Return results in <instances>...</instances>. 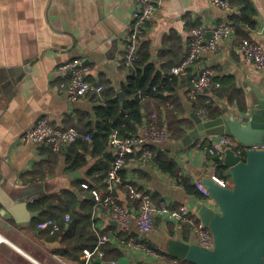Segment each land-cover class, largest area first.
Listing matches in <instances>:
<instances>
[{
    "label": "crops",
    "instance_id": "0c3cea01",
    "mask_svg": "<svg viewBox=\"0 0 264 264\" xmlns=\"http://www.w3.org/2000/svg\"><path fill=\"white\" fill-rule=\"evenodd\" d=\"M250 1L256 10L255 26L245 27L235 38L221 41L216 51L202 54L197 61L198 71L212 68L215 80L231 78L246 94L248 112L241 113L222 99L216 102L221 110L217 118L249 115L258 101L252 87L264 93V69H256L239 51L242 38L264 48V0ZM135 9L133 0H0V264H111L113 261L117 264H175L168 258L160 260L138 250L131 242L159 252H168L171 239L194 243L191 231H186L187 225L180 226L161 214L162 205L177 211L195 198L216 206L215 202L189 196L176 179L162 172L152 161L138 160L128 163L123 176L152 195L157 232L140 233L136 221L139 202L132 200L122 187L116 188L112 195L130 213L129 227L124 228L114 220L106 203H98L92 213L94 239L98 242L107 234L109 239L105 246L121 251L122 258L109 262L94 256L87 260L84 250L92 246L89 242L92 236L86 234L68 246L59 233L51 235L38 228V220L49 215L47 207H39L42 199L68 197L64 195L67 192L86 200L89 188L98 190L103 198L108 196L107 187L102 189L98 176H91L90 172L106 165L108 156L114 159L115 150L109 145L104 155H95L92 148L85 150L76 142L60 152L53 173L34 181V175L40 173L36 172L37 167L51 163L55 152L48 145L23 142L21 137L41 118L49 119L58 129L74 127L86 131L89 122L95 123L94 109L102 105L104 99L91 94L71 102L59 90L60 83L69 78L60 71V66L82 59L89 68L91 81L117 95L122 92L128 77L124 60ZM239 12L234 7L219 9L211 0H162L153 20L145 27L140 45H147L152 61L161 69L164 64L186 58L193 29L203 28L208 34L219 23L233 22V16ZM187 82V79L180 81L183 87L178 92L184 107L181 118L189 126L184 128V139L197 126L193 115L200 116L190 99ZM161 124L168 132L164 119ZM145 127L146 123L140 133ZM221 136L207 135L188 146L183 143L184 139L176 142L168 138L158 148L174 158L182 176L195 185L204 177L221 180L216 157L223 161L224 147L220 154L210 153ZM78 154L85 162L72 169L67 156Z\"/></svg>",
    "mask_w": 264,
    "mask_h": 264
},
{
    "label": "built area",
    "instance_id": "2783aa9c",
    "mask_svg": "<svg viewBox=\"0 0 264 264\" xmlns=\"http://www.w3.org/2000/svg\"><path fill=\"white\" fill-rule=\"evenodd\" d=\"M136 9L133 13V24L128 36V45L125 54V65L133 66L138 60V52L141 44V38L146 25L151 22L161 4L162 0H133ZM212 4L222 10L231 8L230 0H211ZM240 12L238 13V15ZM237 36V24L235 22L219 23L213 30L212 36L207 38V31L203 28H195L191 32L190 48L186 58L171 70V76L187 79L189 81L190 99L195 101L200 96L205 95L212 89H218L219 83L215 81V71L212 68H206L198 71L197 61L199 57L208 52L218 49L219 43L226 39H233ZM239 51L247 62L254 64L256 69L262 71L264 69V48L248 39L244 38L239 43ZM60 71L66 76L59 85V90L66 95L71 102H76L80 98L87 95H100L104 91V86L91 81L88 78L89 68L84 64L82 59H74L63 63ZM210 103V101H208ZM169 138L168 132L160 124L156 114L151 115L146 122L145 131L129 138H120L117 133L112 134L110 145L115 150V159L109 176L105 182L108 196L103 198L98 190L93 195L98 203H106L110 205L114 220L124 228L130 226V213L122 207L116 199L113 198V192L116 188L122 187L126 189L132 200L139 202V211L136 216L138 229L142 234L157 232L156 225V206L153 202L152 195L135 187L131 182L124 178L122 172L130 162L138 160L151 161L153 159L152 146H160ZM21 140L23 142H31L36 145H48L54 152H62L67 146L74 144L80 140L91 141L90 136L83 134L79 129L71 127L67 129L55 128L49 119L41 118L35 125L26 130ZM223 147L236 151L238 155H243L246 148L242 146L236 139L231 136L223 135L215 142L211 149V154H220ZM255 149L264 147L254 146ZM216 178V177H215ZM219 182L223 186L231 187L232 184ZM197 190L202 194L204 200L213 201L210 193L204 188L201 182L195 184ZM161 214L169 221L176 222L180 226L189 225V230L194 238V243L199 244L203 248L214 249V237L210 230L205 228L201 222H197V216L187 207L182 206L177 211H171L168 205L163 204L160 209ZM70 216L65 217V223H70ZM41 230H47L51 235H55L61 231V225L56 220H46L38 224ZM108 235L101 236L94 249H85L84 255L87 260L94 256L101 260L105 259L103 248L108 242ZM138 250H142L157 259H167L166 254L158 253L151 249L143 248L138 244L131 242ZM180 260H175V264H179ZM111 264H117L111 262Z\"/></svg>",
    "mask_w": 264,
    "mask_h": 264
},
{
    "label": "trees",
    "instance_id": "16d2710c",
    "mask_svg": "<svg viewBox=\"0 0 264 264\" xmlns=\"http://www.w3.org/2000/svg\"><path fill=\"white\" fill-rule=\"evenodd\" d=\"M230 4L231 7L240 11L239 15L233 16V22L237 24V34L243 32V28L245 27L252 28L255 26L256 10L250 0H231ZM138 55V60L133 66H126L128 77L122 86V93L124 94L123 105H121V100L115 92L104 87V91L100 94L101 97H99L104 99V102L94 109L95 123L89 122L86 131L80 130L91 138L89 142L78 141L81 148L85 150L92 148L95 155L102 156L110 145L112 134L117 133L120 138L135 136L140 133L141 128L153 114L157 115L160 124L163 119L166 121L170 140L181 142L186 136L184 128L189 126L186 120L181 118L184 114V107L178 96V92L183 87V84H180L181 79L179 77L172 78L171 76V70L181 64L182 60L180 62L164 64L161 69H158L157 64L152 61L147 45H140ZM215 81L220 84L218 89H212L193 101L195 112L200 117L208 120L219 117L221 110L219 107H216V102L222 99H226L228 103L236 106L241 113L248 112L246 94L235 86L231 78L216 79ZM96 98L98 99V97ZM151 148L153 151V159L151 161L162 172L176 179L184 187L189 196L204 199L196 186L192 184V181L182 176L181 168L174 158L167 152L159 149L158 146H152ZM59 156L60 153L55 152L51 155V163L39 165L36 172L40 173L34 175V181L43 180L50 173H53ZM242 156L245 158V152ZM114 159L108 156L106 165L94 168L90 172L91 176H98L102 189L106 188L105 182L109 176ZM67 162L70 163L72 169H76L84 164L85 159L78 154L76 156H67ZM216 164L218 165L217 169L220 179L225 183L232 184L231 178L226 175L227 168L223 164V161L216 157ZM122 174H125V170ZM93 191H95L94 188H89V195L86 200L71 196V193L67 192L64 195H68V197H47L40 200L38 203L40 204L39 207H47L49 215L40 218L38 224L46 220H56L62 227L58 233L62 236L63 243L68 246L75 244L76 241L88 234L89 237L92 236L91 241H89L92 246L88 249H94L97 239H94L92 231L94 224L92 213L98 202L93 195ZM67 215L71 219L68 227L64 223ZM197 222H200L198 218ZM189 227V225L185 227L187 232ZM103 250L106 254V261L110 262L123 257L121 251L111 250L107 246ZM153 251L166 254L169 261L180 260L168 252ZM179 264L192 263L180 260Z\"/></svg>",
    "mask_w": 264,
    "mask_h": 264
},
{
    "label": "water",
    "instance_id": "95a60500",
    "mask_svg": "<svg viewBox=\"0 0 264 264\" xmlns=\"http://www.w3.org/2000/svg\"><path fill=\"white\" fill-rule=\"evenodd\" d=\"M208 38L212 32H208ZM257 103L250 114L238 118L227 116L203 121L193 115L196 128L188 132L183 143L207 135H228L246 148L245 158L224 147V165L232 186H223L215 177H204L201 184L216 206L191 198L187 207L214 237V249L197 243L171 239L168 253L192 264H264V93L252 87ZM123 105L124 94L118 93ZM52 247L55 244H51Z\"/></svg>",
    "mask_w": 264,
    "mask_h": 264
}]
</instances>
